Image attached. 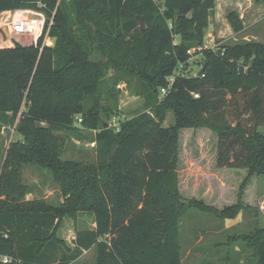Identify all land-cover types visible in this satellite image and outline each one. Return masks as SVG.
Instances as JSON below:
<instances>
[{
    "label": "trees",
    "instance_id": "obj_1",
    "mask_svg": "<svg viewBox=\"0 0 264 264\" xmlns=\"http://www.w3.org/2000/svg\"><path fill=\"white\" fill-rule=\"evenodd\" d=\"M57 3L0 0V12L43 5L52 17L53 42L42 45V37L38 46L0 48V133L13 127L19 134L0 174V264H70L93 247L97 264H182L181 134L208 127L218 136V167L264 175V43L230 44L191 58L188 50L204 42L215 0ZM233 24L240 29L235 19ZM197 55L205 75H177L162 95L179 64L187 66ZM110 69L115 84L124 81L144 99L118 129L104 119L116 115L119 104L114 88H100ZM168 111L175 123L164 126ZM79 119L86 129H100L94 162L62 158L66 139L59 131L79 132ZM26 165L53 174L62 206L25 199ZM242 208L238 202L223 215L234 218ZM77 211L91 213L95 227L78 229L71 248L58 229ZM249 242L264 264V228Z\"/></svg>",
    "mask_w": 264,
    "mask_h": 264
},
{
    "label": "rangeland",
    "instance_id": "obj_2",
    "mask_svg": "<svg viewBox=\"0 0 264 264\" xmlns=\"http://www.w3.org/2000/svg\"><path fill=\"white\" fill-rule=\"evenodd\" d=\"M62 1L58 0L57 5ZM43 8L40 4L37 8L19 10L28 15L41 12L44 30L48 26L45 35L13 37L4 23V17L0 15V48H13L17 44L38 46L42 37V45H52L49 38L52 17ZM234 19L240 29L233 24ZM170 26L173 28L172 21ZM179 40L180 37L176 36V41ZM204 42L212 45V49L243 42L264 43V0H215ZM240 64L243 65L242 62ZM203 66L202 56L197 55L187 64V73L193 77L205 75L204 72L199 74ZM249 67L250 64L244 66V70L247 71ZM114 74V69L108 70L100 88L106 91L112 87L118 94L117 114L112 117L104 115L109 125L118 129L121 122L139 111L144 99L142 95H135L124 81L115 84ZM105 94L101 97L102 105L107 104ZM174 123L175 114L168 111L163 125ZM75 124L80 133L59 131L66 139L62 158L94 162L97 145L95 139L100 129H86L80 124V119ZM259 131L264 134V123ZM0 134L1 174L9 144L19 138V134L13 127H4ZM217 140V133L208 127L185 129L180 137L177 178L179 194L186 205L179 220L181 261L182 264H258L256 250L249 240L264 228V175H249L247 169L218 167ZM23 179L30 188L25 196L26 200H44L53 207L63 205L61 188L49 170L26 165ZM245 180H248V184L244 186ZM238 202L243 204V208L236 217L223 215L225 208ZM94 227V216L91 213L77 211L74 215L64 216L58 236L73 248L78 229ZM97 261V249L93 247L70 264H97Z\"/></svg>",
    "mask_w": 264,
    "mask_h": 264
},
{
    "label": "built area",
    "instance_id": "obj_3",
    "mask_svg": "<svg viewBox=\"0 0 264 264\" xmlns=\"http://www.w3.org/2000/svg\"><path fill=\"white\" fill-rule=\"evenodd\" d=\"M0 15L4 17V23L8 27L10 34L15 36H37L44 33V23L41 21L40 17L43 16L41 12H36L33 15H28L24 13L23 10L19 9H11L0 12ZM211 47V48H210ZM213 46L209 45L208 42H203V44L193 47L188 50V53L193 58L195 52L203 51L204 49H212ZM185 63H180L178 68L174 71V74L169 78V84L167 87H163L160 89V93L162 95H166L168 92V88L172 85L177 75H186L187 73ZM194 96L199 97L198 93H194ZM81 120V119H80ZM9 259L7 256L4 257V262H7Z\"/></svg>",
    "mask_w": 264,
    "mask_h": 264
},
{
    "label": "water",
    "instance_id": "obj_4",
    "mask_svg": "<svg viewBox=\"0 0 264 264\" xmlns=\"http://www.w3.org/2000/svg\"><path fill=\"white\" fill-rule=\"evenodd\" d=\"M139 19H140V22H141L142 29H144V28H145L144 18H143L142 16H140ZM203 71H204V68L200 71L199 74H201ZM107 126H108V125L105 124V127H107Z\"/></svg>",
    "mask_w": 264,
    "mask_h": 264
},
{
    "label": "crops",
    "instance_id": "obj_5",
    "mask_svg": "<svg viewBox=\"0 0 264 264\" xmlns=\"http://www.w3.org/2000/svg\"><path fill=\"white\" fill-rule=\"evenodd\" d=\"M171 121V120H170ZM170 123H172V121L170 122ZM169 126V125H168Z\"/></svg>",
    "mask_w": 264,
    "mask_h": 264
}]
</instances>
